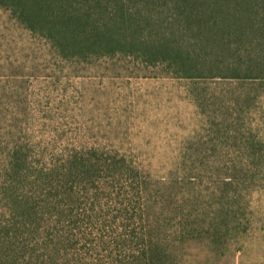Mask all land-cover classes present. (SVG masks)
Listing matches in <instances>:
<instances>
[{
    "label": "trees",
    "instance_id": "16d2710c",
    "mask_svg": "<svg viewBox=\"0 0 264 264\" xmlns=\"http://www.w3.org/2000/svg\"><path fill=\"white\" fill-rule=\"evenodd\" d=\"M257 1L0 0V6L59 62L132 55L166 62L178 77L259 81L260 100L264 39L263 54L253 49L245 60L242 42L229 40L257 28L264 37ZM233 48L237 62L220 58ZM42 76L0 77L14 84L0 94V264H192L187 251L194 243L219 240L224 254L249 231L250 196L264 183V117L259 133L253 125L229 130L236 148L227 157L224 189L205 209L113 143L81 135L62 99L31 86Z\"/></svg>",
    "mask_w": 264,
    "mask_h": 264
},
{
    "label": "rangeland",
    "instance_id": "374dc122",
    "mask_svg": "<svg viewBox=\"0 0 264 264\" xmlns=\"http://www.w3.org/2000/svg\"><path fill=\"white\" fill-rule=\"evenodd\" d=\"M255 8L259 23L264 19V2L258 0ZM263 39L259 28L229 38L242 42L244 60L253 49V54H263L259 50ZM234 52V48L222 52L220 58L237 62ZM8 73L43 74L42 81L31 86L62 99L66 118L81 135L113 143L153 176L171 179L177 185L175 190L184 191L182 197L188 198L190 191L206 204L205 209L219 200L215 195L224 189L227 157L236 148L228 138L229 130L253 125L259 133V121L264 117L259 81L178 77L166 62L153 63L132 55L59 62L50 47L29 36L0 6V77ZM12 85L0 83V94ZM238 174L247 176L242 170ZM250 201L249 231L230 241L224 254L219 240L194 243L187 251L192 264H264V183L253 191ZM207 213L201 212L200 218Z\"/></svg>",
    "mask_w": 264,
    "mask_h": 264
}]
</instances>
